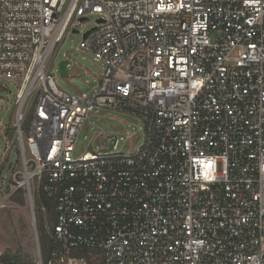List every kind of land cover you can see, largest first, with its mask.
Masks as SVG:
<instances>
[{"label": "built area", "instance_id": "1", "mask_svg": "<svg viewBox=\"0 0 264 264\" xmlns=\"http://www.w3.org/2000/svg\"><path fill=\"white\" fill-rule=\"evenodd\" d=\"M89 14L97 91L68 94L50 68ZM8 84L0 185L14 144L22 170L0 208L22 190L43 215L46 264H264V0H0V109ZM95 109L142 120V145L74 157Z\"/></svg>", "mask_w": 264, "mask_h": 264}, {"label": "rangeland", "instance_id": "2", "mask_svg": "<svg viewBox=\"0 0 264 264\" xmlns=\"http://www.w3.org/2000/svg\"><path fill=\"white\" fill-rule=\"evenodd\" d=\"M97 18L96 14H89L87 21L78 23L77 33L70 31L58 50L50 72L55 85L63 92L80 95L92 94L97 91L98 76L102 71V64L95 61L91 53L79 48L83 34L94 28ZM64 59L69 60L70 65L67 67L66 75L61 76L58 65ZM8 86L12 95L5 98L0 109V165L8 151L13 135L15 111L13 94L15 88L12 84H8ZM6 130L8 137L5 136ZM23 130L25 140L26 127ZM144 134L145 125L142 120L136 119L130 114L110 109H95L84 120L79 130L73 156L98 152L103 139L109 135L119 138L113 153L129 155L142 145ZM21 170L18 147L14 144L2 169L1 174L5 178V183L0 185V199L13 188L12 173ZM18 178L22 180V175H19ZM36 240L38 242V239ZM4 253L30 256L37 261L31 213L26 200L23 206L9 203L5 208H0V254L4 255Z\"/></svg>", "mask_w": 264, "mask_h": 264}, {"label": "trees", "instance_id": "3", "mask_svg": "<svg viewBox=\"0 0 264 264\" xmlns=\"http://www.w3.org/2000/svg\"><path fill=\"white\" fill-rule=\"evenodd\" d=\"M41 201L47 208V218L51 224L54 223V218H55V206L54 202L50 199H47L42 196ZM11 202L12 203H17L19 205H24L25 202V197H24V192L22 190L16 191L13 196L11 197ZM40 206V201L35 202V208H38ZM43 215L38 212L36 209L35 211V220H36V228H37V234H38V243H39V250H40V255H41V260L43 264L47 263L48 257H49V252L52 249L53 245L51 241L48 239V237L45 236L44 234V229H43ZM4 258H12L19 264H36L35 258H32L30 256H21L19 254L16 255H10V253H4L2 255Z\"/></svg>", "mask_w": 264, "mask_h": 264}, {"label": "water", "instance_id": "4", "mask_svg": "<svg viewBox=\"0 0 264 264\" xmlns=\"http://www.w3.org/2000/svg\"><path fill=\"white\" fill-rule=\"evenodd\" d=\"M100 22V21H99ZM68 60H62L60 61L58 67H59V72L61 76L66 75L67 73V65H68ZM116 141V136L115 135H109L107 137H105L102 141V145L104 146V149H101V152L105 153V152H109L112 150V148L114 147ZM30 213H31V209L29 208ZM32 230H33V236L35 237L36 235V228L33 224H31ZM35 247H36V253H37V257L39 256V247H38V242L35 238Z\"/></svg>", "mask_w": 264, "mask_h": 264}]
</instances>
